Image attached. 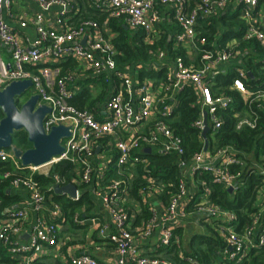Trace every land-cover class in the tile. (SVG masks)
<instances>
[{"label":"built area","instance_id":"2783aa9c","mask_svg":"<svg viewBox=\"0 0 264 264\" xmlns=\"http://www.w3.org/2000/svg\"><path fill=\"white\" fill-rule=\"evenodd\" d=\"M34 1L39 13L22 18L20 27L33 26L36 38L25 44L9 24L15 19L14 0H0V44L11 57L7 65L0 56V90L13 82L31 81L40 97L39 106L51 110L44 121L46 133L64 126L70 137L61 142L63 153L39 168L24 167L10 149H0V166L12 162L16 170L3 172L1 181H10L9 194L19 199L4 209L0 199V247L6 256L15 259V264H35L59 249L67 218L55 197L79 202L83 198L80 191L88 190L110 217V224L100 225L97 232L114 247V264H173L143 257L128 226L130 170L142 165L144 180L153 184L140 190L142 198L156 187L145 156L147 147L176 158L179 183L160 214L152 209L141 233L143 239L159 230L160 248H170L183 222L195 218L205 231L212 229L224 241L218 255L227 264H242L253 252L264 249V0H91L94 9L108 14L104 27L111 20L123 19L130 31L145 34L147 44L168 36L160 29L161 10H169L175 25L169 37L173 51L184 53L169 61L162 50L156 63L147 68H122L113 38L105 36L96 21L86 20L62 32L47 26L44 15L53 7L61 8L59 24L74 12L69 0ZM230 12L236 20L233 37L224 42L221 30L208 36L213 20L221 16L231 19ZM69 61L71 69H65ZM82 64L83 69L78 67ZM144 67L156 73L165 69L164 79L158 84L154 79L140 83L137 75ZM86 78L108 85L104 102L92 110L73 104L81 92L79 82ZM186 89L194 95L198 118L192 127L202 142L201 151L190 158L184 139L170 124L176 117L177 98ZM227 116L239 133L260 131L247 150L242 143H221L217 137L227 125ZM207 128L209 133L203 138ZM120 133H128V137L114 141ZM106 151H115L114 167L107 164ZM61 163L74 168L70 182L55 175V185L44 191L34 175L48 178ZM25 171L29 174H23ZM69 184L77 188L74 198L55 194L56 187ZM213 186L221 187L231 198L245 188L252 189L254 198L243 209L245 215L217 203ZM78 217L76 214L74 223L83 226ZM181 259L187 264H206L197 257ZM69 262L107 264L88 254L72 256Z\"/></svg>","mask_w":264,"mask_h":264},{"label":"trees","instance_id":"16d2710c","mask_svg":"<svg viewBox=\"0 0 264 264\" xmlns=\"http://www.w3.org/2000/svg\"><path fill=\"white\" fill-rule=\"evenodd\" d=\"M91 4V3H90ZM261 6L264 8V1L261 2ZM83 16L79 17L81 21L77 22L76 25L80 24L86 20H93L104 24L108 19V14L106 12H100L91 6ZM235 17L229 18L227 16H221L218 19H214L212 23V30L208 33V36L221 30L224 32L223 41L231 39L232 36V26L235 24ZM109 26L115 33L116 37L114 39L115 49L119 52L117 60L119 65L124 68L126 66H145L147 68L148 64L156 63L157 55L163 50L167 53L169 61L173 60L178 55H183L184 51L177 50L173 51V40H170L168 36H162L158 41L156 40L153 44H147L145 42V34L142 32H132L126 30L125 21L122 20H111L109 21ZM72 65V62H71ZM140 70L138 72V80L142 83L146 79L162 80L164 79V70L156 73L154 71H149L148 69ZM88 84V83H87ZM96 89H100L96 98H94L93 89L90 90L86 83L82 84L81 92L78 97L74 100V105L79 109H94L98 104H102L107 95L108 85L104 82H95ZM230 84V80L226 82V85ZM102 85L103 88H100ZM34 93V91H32ZM32 94V93H31ZM31 94H27L23 99L18 102V106L22 105V101H26ZM178 109L176 111V117L170 121L171 126L174 128L177 134H179L185 142V147L187 149V156L190 158L194 153L201 151L202 142L200 140V135L197 130L192 127L193 122L198 118V109L194 105L195 99L192 90H185L177 98ZM4 117L2 111L0 110V121ZM228 117V116H227ZM231 117V116H230ZM227 125L224 129L220 131L217 135L221 139V143H242L247 150L249 145L254 142V137L256 134H260V131H243L241 133L235 131L234 122L228 117ZM15 136L20 137L23 146L18 147L22 151H27L32 148V145L27 141V134L24 131H19ZM28 145V146H27ZM150 160L151 169V179L156 180V183L162 182V200L164 203H168L171 195L176 191L178 187V168L176 166L175 157H166L158 153L152 155L145 154ZM113 163L111 167H114ZM136 176L131 183V196L138 200L141 205V213L138 216L137 224H143L145 226L147 222L151 219L152 213L148 209L147 203H143L142 198L139 196V191L142 188H147L153 184H149L143 178V169L141 166H136ZM5 171L16 172L13 167L12 162L4 163L0 166V199L2 200V207L6 208L9 206L16 205L19 202L18 197H12L9 194V184L10 181H1L2 173ZM112 172V171H111ZM28 172H23V174ZM74 174V168L68 163H61L52 169L50 177L44 178L38 174L34 175L35 179L41 182L43 190L46 191L48 188L55 185L54 176H59L60 178L70 182ZM215 193V201L222 206L236 211L239 215H245L243 211L244 208L250 207L254 198L253 190L250 188L243 189L235 198L225 192L221 187L213 186ZM55 201L62 205L65 212L67 220L74 224V218L79 210L83 207L84 203L89 201L87 195L79 202H70L64 197H55ZM0 208V210H1ZM210 229V228H209ZM212 234L206 230V234L197 236L192 241L191 252L187 254L186 257L192 256L197 257L202 262L206 264H227L222 260H219L218 255L219 250L224 248V241L212 230ZM177 232V231H176ZM175 248H164L163 251H168L170 253V261L173 264H187L185 260H182L177 253L174 252ZM172 253L174 254L172 256ZM154 258V257H150ZM0 264H15V259H11L6 256L5 251L0 247ZM35 264H45L43 262H37ZM230 264V263H229ZM242 264H264V249L253 252V254L244 261Z\"/></svg>","mask_w":264,"mask_h":264},{"label":"crops","instance_id":"0c3cea01","mask_svg":"<svg viewBox=\"0 0 264 264\" xmlns=\"http://www.w3.org/2000/svg\"><path fill=\"white\" fill-rule=\"evenodd\" d=\"M70 4H72L74 8L73 13H69L66 18L63 19L62 23L59 24L58 20L60 19V11L61 8L59 6L53 7V9L44 15L45 21L47 26L53 28L59 32L66 31L71 28V26H75L77 22L81 21L79 17L83 16L88 10H91V0H69ZM13 13L15 19L9 20L10 26L14 29L16 33L20 35V37L24 40L25 44L31 43L36 38V33L34 31L33 26L29 25L26 29H21L20 22L24 21V17L32 18L35 14L39 13V9L37 4L34 0H14L13 5ZM170 12L168 9L161 10V29L160 33L166 32L168 37H172V34L175 32L174 30V22L170 21ZM99 23V22H98ZM100 29L103 34L107 37L113 38V41L116 37L113 30L108 27H104V24H100ZM126 30L129 28L126 27ZM171 34V35H169ZM86 40V39H84ZM114 44V42H113ZM117 51V50H116ZM118 55L119 52L117 51ZM0 56L1 59L5 64L11 63V57L7 49L0 44ZM65 69H71V61L64 64ZM79 68L83 69V64L78 65ZM92 76V75H91ZM155 81V80H154ZM156 82V81H155ZM79 83H88L90 85L93 84L91 79H83ZM158 84V82H156ZM96 85H92L94 94L99 93L100 89H96ZM35 94V93H34ZM142 130H148L147 128H143ZM132 131H127L132 133ZM128 137V133H120L114 141L124 140ZM145 154L152 155L156 153V149H150L149 147L145 148ZM147 150V151H146ZM150 150V153L148 152ZM106 162L111 166L116 158L115 151H106L105 152ZM113 166V165H112ZM136 167V166H135ZM133 167L129 173V179L132 182L136 176V169L134 170ZM144 178V177H143ZM162 182L156 183L155 190L148 192V195L142 196L139 191V196L142 198L143 203H147L148 209L152 212V209L158 211L160 214L165 207L166 203L162 200ZM141 190V189H140ZM83 198L85 195L88 196L89 201L85 202L83 207L79 210L77 215H79V219L84 223L83 226L77 224H71V221L66 220L65 224L63 225L61 236H60V248L53 249L51 251V255L49 257L43 258L41 261L45 264H70L69 259L72 256H82L84 254L91 255L92 257L96 258L101 262H105L107 264H114L117 258L116 251L114 247L109 244L108 242L101 240L98 236V228L100 225H108L110 224V217L108 215L107 210L102 206V203L94 196L92 191L88 190H81L80 191ZM25 198L27 195L25 194ZM82 198V199H83ZM126 208L129 214V229L133 233L135 237V243L138 247L140 254L143 257H155L161 258L167 261H170V253H166L168 251H163L159 246V230L155 231L153 236L150 239H143L142 238V230L145 228L143 224H137L138 216L141 213V205L138 200H135L132 196H130L129 202L126 204ZM197 219H187L183 222L182 226L175 232V244L172 246L175 248L174 252L181 258V256H186L191 252V245L193 239L197 236H201L206 234V231L200 226L199 223L196 221ZM194 226L197 232H201L200 234L197 233L192 239H190V243L186 241L187 235L191 232L192 227L189 225ZM71 228V232H70ZM170 247V248H172ZM167 250V249H164ZM187 253V254H186ZM174 254L172 253V256ZM172 262V261H170ZM133 264V263H129Z\"/></svg>","mask_w":264,"mask_h":264},{"label":"water","instance_id":"95a60500","mask_svg":"<svg viewBox=\"0 0 264 264\" xmlns=\"http://www.w3.org/2000/svg\"><path fill=\"white\" fill-rule=\"evenodd\" d=\"M86 40L83 41L85 44ZM251 78L253 76L249 75ZM33 88L31 81L13 82L3 90H0V110L4 117L0 121V149H7L13 152L14 158L21 162L24 167H43L63 153L62 140L70 137V130L64 126H57L51 129L49 134L44 128V121L51 110L45 106H39L40 97L32 92L26 101H22L19 107L18 102L25 94ZM25 131L28 135V142L31 149L22 151L13 145L15 132ZM209 133L207 128L202 137L206 138ZM207 142L205 150H207ZM147 151V150H146ZM99 152V149H97ZM150 153V150H148ZM77 188L72 185L56 187L55 194L58 196H76ZM232 194V189L229 190ZM28 236H24L27 239Z\"/></svg>","mask_w":264,"mask_h":264},{"label":"rangeland","instance_id":"374dc122","mask_svg":"<svg viewBox=\"0 0 264 264\" xmlns=\"http://www.w3.org/2000/svg\"><path fill=\"white\" fill-rule=\"evenodd\" d=\"M229 14H230L231 17H234V16H235L234 12H230ZM155 81L159 83L161 80H160V81H159V80H155ZM86 85H87V87H88L90 90H92V85H90V84H86ZM100 88H103L102 85L100 86ZM32 91H34L33 88L30 89V90L25 94V96H26L27 94H31ZM97 95H98V93H95V94H94V98H96ZM25 96H24V98H25ZM24 132H25V131H24ZM16 133H17V132H15V134H16ZM25 133H26V132H25ZM15 134H14V136H13V145L16 146L17 148H18V147H22L24 144H23L21 138L15 136ZM26 134H27V133H26ZM27 141H28V135H27ZM29 144H30V143H29ZM27 146H28V145H27ZM189 227H192V228H189V229H191V232L187 235V237H186V239H185L186 241H188V243H190V239H192L194 236H196L197 233H198V234L201 233L200 231L197 232V230L194 228L193 224H192V225H189ZM206 230L212 234V231H211L210 229H206ZM70 232H71V228H70ZM219 260H223V258H219Z\"/></svg>","mask_w":264,"mask_h":264}]
</instances>
